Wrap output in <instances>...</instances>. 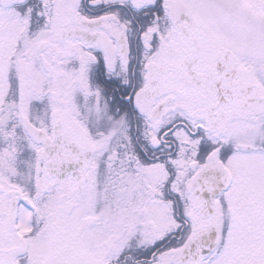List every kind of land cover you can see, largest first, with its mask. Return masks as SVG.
I'll return each instance as SVG.
<instances>
[{
  "label": "snow or ice",
  "instance_id": "1",
  "mask_svg": "<svg viewBox=\"0 0 264 264\" xmlns=\"http://www.w3.org/2000/svg\"><path fill=\"white\" fill-rule=\"evenodd\" d=\"M0 264H264V0H0Z\"/></svg>",
  "mask_w": 264,
  "mask_h": 264
}]
</instances>
